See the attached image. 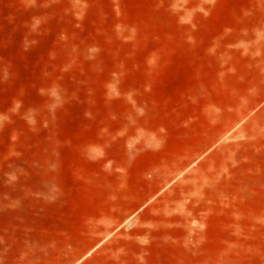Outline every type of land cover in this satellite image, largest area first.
<instances>
[{"label": "rangeland", "instance_id": "rangeland-1", "mask_svg": "<svg viewBox=\"0 0 264 264\" xmlns=\"http://www.w3.org/2000/svg\"><path fill=\"white\" fill-rule=\"evenodd\" d=\"M0 264H264V0H0Z\"/></svg>", "mask_w": 264, "mask_h": 264}]
</instances>
